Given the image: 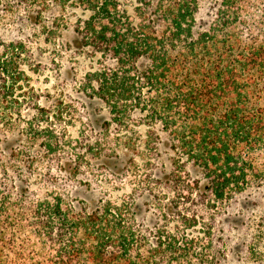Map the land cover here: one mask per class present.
<instances>
[{
  "label": "trees",
  "instance_id": "obj_1",
  "mask_svg": "<svg viewBox=\"0 0 264 264\" xmlns=\"http://www.w3.org/2000/svg\"><path fill=\"white\" fill-rule=\"evenodd\" d=\"M69 2L89 13L84 44L114 61L93 75L111 121L134 116L155 141L164 134L177 163L200 170L203 201L264 192V0H129L131 10L123 0H55ZM11 77L20 79L18 65L0 56L2 100ZM33 196L0 184V264H223L222 251L199 246L196 235L141 234L129 202L87 209Z\"/></svg>",
  "mask_w": 264,
  "mask_h": 264
},
{
  "label": "rangeland",
  "instance_id": "obj_2",
  "mask_svg": "<svg viewBox=\"0 0 264 264\" xmlns=\"http://www.w3.org/2000/svg\"><path fill=\"white\" fill-rule=\"evenodd\" d=\"M18 1L0 0V56L20 72L0 98V184L29 187L31 200L62 196L87 209L101 200L129 202L141 234L188 233L199 246L226 254L217 252L223 264L264 263V192L203 201L200 170L177 163L164 134L156 142L134 116L111 121L93 75L114 61L84 44L79 30L89 13L72 2L23 9ZM123 3L131 10L129 0ZM54 16H60L56 25ZM184 217L196 218V225Z\"/></svg>",
  "mask_w": 264,
  "mask_h": 264
}]
</instances>
